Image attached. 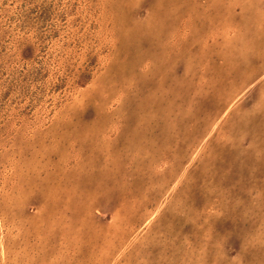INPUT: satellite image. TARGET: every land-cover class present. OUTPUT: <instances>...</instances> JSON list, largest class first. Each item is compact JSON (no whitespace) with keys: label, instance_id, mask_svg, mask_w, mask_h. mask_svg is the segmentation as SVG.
I'll return each mask as SVG.
<instances>
[{"label":"rangeland","instance_id":"1","mask_svg":"<svg viewBox=\"0 0 264 264\" xmlns=\"http://www.w3.org/2000/svg\"><path fill=\"white\" fill-rule=\"evenodd\" d=\"M0 264H264V0H0Z\"/></svg>","mask_w":264,"mask_h":264},{"label":"bare ground","instance_id":"2","mask_svg":"<svg viewBox=\"0 0 264 264\" xmlns=\"http://www.w3.org/2000/svg\"><path fill=\"white\" fill-rule=\"evenodd\" d=\"M232 110V109H231ZM222 113H224L225 114V112L223 111ZM76 226V225H75Z\"/></svg>","mask_w":264,"mask_h":264}]
</instances>
